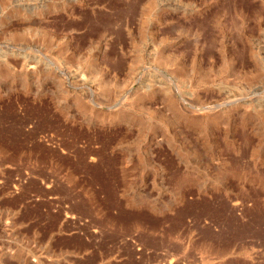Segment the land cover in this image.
I'll return each instance as SVG.
<instances>
[{
  "label": "rangeland",
  "instance_id": "374dc122",
  "mask_svg": "<svg viewBox=\"0 0 264 264\" xmlns=\"http://www.w3.org/2000/svg\"><path fill=\"white\" fill-rule=\"evenodd\" d=\"M0 27V264H264V0H0Z\"/></svg>",
  "mask_w": 264,
  "mask_h": 264
},
{
  "label": "bare ground",
  "instance_id": "6f19581e",
  "mask_svg": "<svg viewBox=\"0 0 264 264\" xmlns=\"http://www.w3.org/2000/svg\"><path fill=\"white\" fill-rule=\"evenodd\" d=\"M9 2H10V1H9ZM9 2H8V3H9ZM4 3H6V2H4ZM15 7H16V6H15ZM13 8H14V7H13ZM13 8H12V9H13ZM15 9H16V8H15ZM6 13H7V12H6ZM34 15H35V14H34ZM30 16H31V15H30ZM3 17H4V16H3ZM34 17H35V16H34ZM248 18H249V17H248ZM35 19H36V18H35ZM23 20H24V19H23ZM33 21H34V20H33ZM37 21H38V20H37ZM34 22H35V21H34ZM35 23H36V22H35ZM39 23H40V22H39ZM15 25H16V24H15ZM23 25H25V24H23ZM23 25H22V26H23ZM29 25L31 26V23H30ZM37 25H38V22H37ZM37 25H36V26H37ZM42 25H43V24H42ZM13 26H14V25H13ZM38 26H39V25H38ZM20 27H21V26H20ZM26 27H27V26H26ZM42 27H44V26H42ZM0 28H1V27H0ZM6 29H7V28H6ZM9 30H10V29H9ZM7 35H8V34H7ZM17 35H18V34H17ZM21 36H22V35H21ZM21 36H20V37H21ZM23 36H24V35H23ZM24 37H25V36H24ZM46 38H47V37H46ZM0 39H2V37H1ZM36 39H37V38H36ZM18 41L20 42V40H18ZM38 41H39V40H38ZM23 42H24V40H23ZM30 43H31V42H30ZM46 43H47V41H46ZM48 43H49V42H48ZM18 44H19V43H18ZM32 44H33V43H32ZM39 44H40V43H39ZM49 44H50V43H49ZM8 45H9V44H8ZM20 45H21V44H20ZM25 46H26V45H25ZM32 46H34V45H32ZM36 46H37V45H36ZM11 47H12V46H11ZM11 47H10V48H11ZM26 47H27V46H26ZM46 47H47V46H46ZM3 48H4V47H3ZM14 48H16V47H14ZM57 48H58V47H57ZM5 49H6V47H5ZM17 49H18V48H17ZM21 49H22V48H21ZM58 49H59V48H58ZM2 50H3V49H2ZM23 50H24V48H23ZM40 50H41V49H40ZM55 50H56V47H55ZM55 50H54V51H55ZM7 51H8V50H7ZM12 52H13V51H12ZM21 52H22V51H21ZM38 52H39V51H38ZM51 52H52V51H51ZM1 53H2V52H1ZM9 53H11V52H9ZM17 53H19V52H17ZM40 53H42V52H40ZM2 54H6V53L4 52V53H2ZM2 54H1V55H2ZM15 55H16V54H15ZM25 55H26V54H25ZM25 55H24V56H25ZM152 55H153V54H152ZM3 56H4V55H3ZM9 56H10V55H9ZM18 56H19V55H18ZM30 56H31V55H30ZM39 56H40V55H39ZM1 57H2V56H1ZM26 57H27V56H26ZM7 59H8V58H7ZM15 60H16V59H15ZM17 60H18V59H17ZM31 60H32V59H31ZM36 60H37V58H36ZM39 60H40V59H39ZM41 60H43V59H41ZM4 61H5V60H4ZM4 61H3V62H4ZM11 61H12V60H11ZM19 61H20V60H19ZM21 61H22V59H21ZM21 61H20V62H21ZM26 61H27V60H26ZM43 61H44V60H43ZM43 61H42V62H43ZM13 62L15 63V61H13ZM20 62H18V64H19ZM36 63H37V62H36ZM45 63H46V62H45ZM6 64H7V63H6ZM28 64H31V67H34V65H36V64H35V61H32V63H31V61H30V63H28ZM28 64H27V65H28ZM14 65H15V64H14ZM16 65H17V64H16ZM24 65H25V64H24ZM38 65H39V64H38ZM42 65H44V64H42ZM8 66H9V65H8ZM39 66H40V65H39ZM44 66H45V65H44ZM17 67H18V65H17ZM23 68H26V67H23ZM64 68H65V67H64ZM21 69H22V68H21ZM65 69H66V68H65ZM17 70H18V69H17ZM24 70H25V69H24ZM32 70H33V69H32ZM69 70H70V69H69ZM20 71H21V70H20ZM25 71H26V70H25ZM37 71H38V70H37ZM61 72H62V71H61ZM80 72H81V71H80ZM29 73H30V72H29ZM64 73H65V72H64ZM68 73H69V72H68ZM69 74H70V73H69ZM83 75H84V74H83ZM60 76H61V74H60ZM65 76H66V75H65ZM26 77H27V76H26ZM69 77H71V76H69ZM81 77H82V76H81ZM27 78H28V77H27ZM36 78H37V76H36ZM31 79H32V78H31ZM33 79H34V78H33ZM67 79H69V78H67ZM263 79H264V77H263ZM79 80H80V79H79ZM245 80H246V79H245ZM145 81H146V80H145ZM66 82H67V81H66ZM66 82H65V83H66ZM79 82H80V81H79ZM261 82H262V81H261ZM259 83H260V82H259ZM262 83H263V82H262ZM262 83H261V84H262ZM68 85H69V84H68ZM69 86H71V87H72L73 89H75V90L82 88V86H81V87H76V86L71 85V84H70ZM254 86H255V85H254ZM262 86H263V85H262ZM262 86H261V88H262ZM86 87H87V86H86ZM86 87H85V89H86ZM263 87H264V86H263ZM65 88H66V86H65ZM87 88H88V87H87ZM73 89H72V90H73ZM85 89H84V90H85ZM88 89H89V88H88ZM263 89H264V88H263ZM80 90H81V89H80ZM259 91H260V90H259ZM261 91H262V90H261ZM89 93H90V92H89ZM246 93H248V92H246ZM257 93H258V92H257ZM263 93H264V92H263ZM79 94H80V93H79ZM91 94H92V93H91ZM238 96H239V95H238ZM242 97H243V96H242ZM252 100H253V99H252ZM263 100H264V99H263ZM246 101H248V100H246ZM241 102H242V101H241ZM243 102H244V101H243ZM249 102H250V101H249ZM252 102H253V101H252ZM252 102H251V103H252ZM246 103H247V102H246ZM240 104H241V103H240ZM263 104H264V103H263ZM252 106H254V105H252ZM259 106H260V105H259ZM258 113H259V112H258ZM259 115H260V114H259Z\"/></svg>",
  "mask_w": 264,
  "mask_h": 264
}]
</instances>
